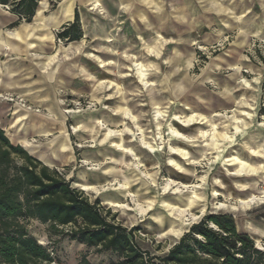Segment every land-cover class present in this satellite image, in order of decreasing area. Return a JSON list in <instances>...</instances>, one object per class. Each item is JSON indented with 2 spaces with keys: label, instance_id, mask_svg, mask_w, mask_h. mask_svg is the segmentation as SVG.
Instances as JSON below:
<instances>
[{
  "label": "clouds",
  "instance_id": "clouds-1",
  "mask_svg": "<svg viewBox=\"0 0 264 264\" xmlns=\"http://www.w3.org/2000/svg\"><path fill=\"white\" fill-rule=\"evenodd\" d=\"M36 2L34 40L65 30L83 39L69 45L75 59L64 64L62 82L37 65L38 98H17L8 116L0 113V207L8 213L0 215V237L11 232L14 248L27 242L43 251V264H264V161L243 158H264V141L256 143L264 122L255 119L264 108L257 56V49L264 56V0ZM0 13L8 15L2 6ZM5 28L0 23V43L14 34ZM93 41L116 59L90 55ZM25 44L36 47L27 37ZM149 46L159 51L151 61ZM84 57L116 82L97 87ZM137 60L151 66L150 79L122 71ZM69 94L83 104L60 98ZM69 120L75 127L65 126ZM173 121L206 130L183 136ZM177 173L185 183L175 182ZM0 264H21V255L0 244Z\"/></svg>",
  "mask_w": 264,
  "mask_h": 264
},
{
  "label": "rangeland",
  "instance_id": "rangeland-1",
  "mask_svg": "<svg viewBox=\"0 0 264 264\" xmlns=\"http://www.w3.org/2000/svg\"><path fill=\"white\" fill-rule=\"evenodd\" d=\"M5 9L7 10V8ZM31 22H32L31 26L27 29L24 28L26 22H22L17 26L11 27L6 23V16L3 13H0V23L6 25L5 30L18 31L19 34L18 37H13V36L5 37L3 43H0V68L2 70V73H0V78H1L0 85L3 84L8 85L6 89L0 88V94H3L4 96L7 95L9 97V99L7 100L0 98V113L5 114L6 116L9 115L10 110H13V104H15L17 98H23L25 100H28L29 98H38L36 97L35 89L41 87L42 85L33 83V81L40 79L41 76V69L37 68V65H42L43 74L50 73L54 82L60 83L62 82L63 79H65L64 77H62L61 74V70L63 69L64 64L70 63L71 59H75V57H71L70 59L72 48L69 45H71L73 41L68 42L59 39L56 37V33H55L50 41H45L43 42V44H41L40 41H36L33 38L35 33H33L32 30L35 27L36 22H34V20ZM125 31H130V29H128L127 26L122 27L121 32L124 33ZM26 32H31L30 38H27V43L33 42L36 45V47L26 48V44H25ZM81 39H83V37ZM165 39L166 40L175 39V37L165 36ZM76 42L78 43L79 40ZM200 43H201V49L207 47L206 41L201 40ZM50 45H55V47H50ZM61 45L63 46V50H64L63 53L61 52V47H60ZM95 45H96V41H93V48L87 50L90 55L98 56L100 60L116 59V56H114L112 53L96 52ZM5 46H7V48H5ZM100 46L101 47L111 46L113 48V52H123L122 48L117 47V42L115 41H102ZM165 47H171V45H166ZM38 49H42V51H38ZM201 49L195 50L197 53V57L200 60L206 62L208 57L201 51ZM28 53H32L33 56H29ZM132 54L135 55L134 52ZM145 54L147 55L148 60L151 61L155 59V57L159 54V51L157 47L149 46ZM61 55L64 56L63 63L61 62ZM213 55L224 58L223 54L219 52H214ZM257 56L260 57L262 61L264 60V56H261L258 49H257ZM83 61L88 66L90 72L96 75L97 80L100 82L96 85L97 87L102 88L104 82H112V83L116 82V78L112 76V73L104 72L103 69L99 67V64L96 61L90 60L87 57H84ZM124 63L127 65V67H125L122 71L130 72L132 69H135L136 78L138 79V81L141 79L137 76V69L136 67L133 66V63L142 64V68L144 69L145 79H150L149 73L151 66L149 64H146L140 60L134 61L131 65H128L127 61H124ZM57 65H59V67H57ZM194 70L198 71V69H194ZM121 79L129 80L132 79V77L124 76L121 77ZM18 80L20 81V83L17 82ZM112 83L109 84V88H108L109 93L112 91ZM88 84L90 86L87 89V91L90 92L92 90L91 82H88ZM73 91H76V89H73ZM27 93H30L31 97L26 96ZM60 98L67 100H76L78 103L83 104V100L81 97L72 96L70 94L66 97L62 96ZM104 103L107 106H112L113 100L111 99L105 100ZM66 108L68 111H71L75 108V105L68 104ZM202 114L203 113H201V115ZM261 118H264V108L260 109L257 113V116L255 118L257 123L264 122L262 121ZM121 119H123V117H114V120L116 122H119V120ZM173 124L175 125L177 131H180L181 135L183 136H190V137L195 136L198 134V130H206L205 125L198 124L195 121L189 123V125L187 126L181 124L179 121H173ZM65 126L75 127V125L72 123L71 120L67 121ZM113 131H115V129H113ZM233 131H238V129H233ZM131 134H132L131 130H129L128 133H125V137L130 138ZM74 135L75 134L70 133L69 138L70 139L74 138ZM112 139L115 138L113 137ZM262 141H264V136H261L260 139H257L256 143L259 144ZM174 144L176 146L187 147V145L183 140H175ZM144 151H148V150L144 149ZM243 158L245 163H248L252 166H255L256 163L264 161V158L249 156L247 153L244 154ZM176 159L179 160L180 157L177 156ZM145 167H148V165L145 164ZM230 170L232 169L230 168ZM176 177H177L175 181L176 183L183 184L186 182V178L183 176V174L177 173ZM236 179H243V177H237ZM195 195L196 193H193V197H195ZM240 198L241 199L244 198L243 193H240ZM219 199L223 203V197L221 196Z\"/></svg>",
  "mask_w": 264,
  "mask_h": 264
},
{
  "label": "trees",
  "instance_id": "trees-1",
  "mask_svg": "<svg viewBox=\"0 0 264 264\" xmlns=\"http://www.w3.org/2000/svg\"><path fill=\"white\" fill-rule=\"evenodd\" d=\"M0 5L6 7L8 11L17 16V19L10 24L11 27L18 25L21 22H31L39 6L36 0H0ZM76 17L77 19L79 18L78 12L76 13ZM56 37L68 42H72L74 40L78 41L82 38V36L77 37L73 35L69 30L56 32ZM262 62H264V60ZM0 138H2V133H0ZM36 181L41 185L43 184V181H41L39 177H36ZM11 196L12 193L10 192L9 199ZM6 207V204L4 207H0V215L8 214L4 211V208ZM15 239V235L9 232L7 233L6 241L3 237H0V244H3V246L7 248L9 254L19 253L21 255V264H25L26 256L32 259V264H43V261L46 258V255L43 251L31 247L27 242H24V245L21 249H16L11 243ZM108 246H111V241L109 242Z\"/></svg>",
  "mask_w": 264,
  "mask_h": 264
},
{
  "label": "crops",
  "instance_id": "crops-1",
  "mask_svg": "<svg viewBox=\"0 0 264 264\" xmlns=\"http://www.w3.org/2000/svg\"><path fill=\"white\" fill-rule=\"evenodd\" d=\"M0 6H2V5H0ZM7 12H8V15L6 16V23L10 26V24L12 23V22H14L16 19H17V16L15 15V14H13V13H11L10 11H8L7 10ZM35 17V16H34ZM33 20H34V18H33ZM32 20V21H33ZM35 22V21H34ZM22 23V22H21ZM21 23H19V24H21ZM31 23L32 22H29V23H25V25H24V28L25 29H27V28H29L30 26H31ZM37 23V22H36ZM18 24V25H19ZM17 26V25H16ZM8 32H12V33H14L12 36L13 37H18L19 36V34H18V31H8ZM30 33L31 32H26V37L27 38H30ZM27 44H34L33 42H28ZM5 48H7V46H5ZM222 59H224V58H222ZM230 59V58H229ZM0 73H2V70H1V68H0ZM0 80H1V78H0ZM18 83H20V81L18 80L17 81ZM7 84H3V85H0V88H3V89H6L7 88ZM16 88H18V87H16ZM2 108V107H1Z\"/></svg>",
  "mask_w": 264,
  "mask_h": 264
},
{
  "label": "bare ground",
  "instance_id": "bare-ground-1",
  "mask_svg": "<svg viewBox=\"0 0 264 264\" xmlns=\"http://www.w3.org/2000/svg\"><path fill=\"white\" fill-rule=\"evenodd\" d=\"M39 7H40V6H38L37 11L39 10ZM34 21L37 22L35 19H34ZM6 65H7V64H6ZM133 66L136 67V69H137V76H138L141 80H142V79H145V74H144V69L142 68V64H140V63H133ZM3 97H4V95H3V94H0V98L4 99ZM14 105H15V104H13V110H14ZM183 125H185V124H183ZM187 125H189V123H188ZM187 125H185V126H187Z\"/></svg>",
  "mask_w": 264,
  "mask_h": 264
},
{
  "label": "water",
  "instance_id": "water-1",
  "mask_svg": "<svg viewBox=\"0 0 264 264\" xmlns=\"http://www.w3.org/2000/svg\"><path fill=\"white\" fill-rule=\"evenodd\" d=\"M36 14V13H35ZM35 16V15H34ZM34 18V17H33ZM33 20V19H32Z\"/></svg>",
  "mask_w": 264,
  "mask_h": 264
},
{
  "label": "built area",
  "instance_id": "built-area-1",
  "mask_svg": "<svg viewBox=\"0 0 264 264\" xmlns=\"http://www.w3.org/2000/svg\"><path fill=\"white\" fill-rule=\"evenodd\" d=\"M6 8V7H5Z\"/></svg>",
  "mask_w": 264,
  "mask_h": 264
}]
</instances>
